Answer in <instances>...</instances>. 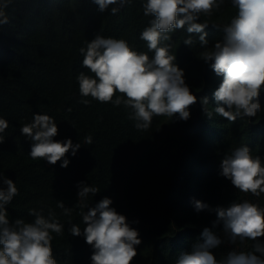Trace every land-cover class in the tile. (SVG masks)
<instances>
[{"label": "trees", "instance_id": "1", "mask_svg": "<svg viewBox=\"0 0 264 264\" xmlns=\"http://www.w3.org/2000/svg\"><path fill=\"white\" fill-rule=\"evenodd\" d=\"M6 11L9 24L0 28V118L9 127L0 144V173L13 180L19 191L6 205L10 222H32L31 209L42 211L45 218L51 210L64 226L62 235L52 233L57 264H92L93 247L68 230L72 224L83 229L82 213L105 197L139 233L141 243L131 264H175L182 253L203 242L204 228L224 239L212 249L218 260L233 248L247 252L256 243L264 245V237L229 244L223 225L213 228L217 216L210 210L244 200L264 208V193L259 197L242 193L220 174L224 156L240 146L260 156L264 165V88L256 117L229 122L216 115L213 93L223 78L215 75L212 62L200 59L205 49L200 47L199 34L189 47L183 43L189 34L177 30L162 45L172 44L170 54L184 70L197 102L190 107L187 121L154 116L147 130H138L129 118L130 109L81 97L76 77L82 71L94 77L82 67L80 49L98 34L124 39L134 50L153 55L140 39L152 19L143 14L142 0H133L116 15L110 14L111 6L99 12L91 0H13ZM236 14L226 0L220 12L197 21L210 23L205 29L209 48L223 37L211 24L228 23ZM203 97L208 98L211 118L203 112ZM82 99L90 104L81 103ZM35 114L54 118L58 127L54 140L71 139L73 145H81L75 156L71 150L66 154L67 168L61 167L63 161L52 165L30 157L33 141L20 129ZM87 136L92 144L85 143ZM80 182L99 192L80 200ZM0 186L6 187L2 181ZM58 201L72 210L70 215L57 207ZM195 201L209 209L197 212Z\"/></svg>", "mask_w": 264, "mask_h": 264}, {"label": "clouds", "instance_id": "2", "mask_svg": "<svg viewBox=\"0 0 264 264\" xmlns=\"http://www.w3.org/2000/svg\"><path fill=\"white\" fill-rule=\"evenodd\" d=\"M13 0H0V28L9 24L7 9ZM103 13L111 6V15H116L133 0H91ZM226 0H142L143 14L152 17L149 26L140 33V39L147 42L153 55L138 52L124 39L96 35L82 47V67L93 76L80 72L76 77L81 97H91L100 103L123 105L130 109L129 118L135 121L138 130H147L154 116L177 117L187 121L190 107L197 102L190 87L185 82L184 70L175 64L176 56L170 54L171 33L184 30L189 35L183 43L189 47L195 43L193 37L199 34L200 59L210 64L216 76L222 77L213 96L217 103L216 115L235 122L237 118H253L261 110L259 94L264 88V0H230L237 14L228 23L211 25L223 32V37L209 48L207 20L220 12ZM81 103L88 105V99ZM203 112L208 118L212 112L207 108V97L201 98ZM9 127L8 121L0 118V144L5 142L2 135ZM159 131V130H157ZM21 134L33 141L29 153L33 160H46L55 165L63 161L67 168L66 154L73 156L81 147L73 145L71 139L56 141L58 127L53 117L35 114L32 122L24 124ZM92 137H85L86 144H92ZM221 175L231 181L240 192L259 197L264 193V165L261 157L253 156L247 146L235 148L221 161ZM0 264H57L53 256L52 233L63 234L64 226L50 210L48 217L42 211L29 210L32 222L16 219L10 222L6 205L19 194L16 183L0 173ZM78 197L85 199L90 193L99 192L97 187L78 184ZM110 198H103L95 207L82 213L83 229L72 224L69 233L74 237L83 236L85 242L94 249L92 264H131L137 256V246L141 243L139 233L129 226L127 218L119 214ZM57 207L65 215L71 209L62 201ZM197 212L209 209L202 201H195ZM217 219L213 228L223 225V233L229 244L257 241L264 237V208L248 200L233 202L227 208L217 207ZM138 223V221H136ZM203 242H197L192 250L182 253L175 264H264V245L256 243L253 251L233 248L223 259L218 260L212 249L218 248L221 239L209 228L202 232ZM260 253L261 255H256Z\"/></svg>", "mask_w": 264, "mask_h": 264}]
</instances>
